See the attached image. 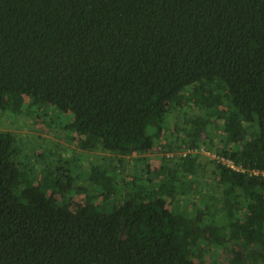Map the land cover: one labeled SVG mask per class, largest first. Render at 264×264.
I'll list each match as a JSON object with an SVG mask.
<instances>
[{
  "label": "trees",
  "instance_id": "obj_1",
  "mask_svg": "<svg viewBox=\"0 0 264 264\" xmlns=\"http://www.w3.org/2000/svg\"><path fill=\"white\" fill-rule=\"evenodd\" d=\"M44 105L75 147L0 131V264H264V0H0V111Z\"/></svg>",
  "mask_w": 264,
  "mask_h": 264
},
{
  "label": "rangeland",
  "instance_id": "obj_2",
  "mask_svg": "<svg viewBox=\"0 0 264 264\" xmlns=\"http://www.w3.org/2000/svg\"><path fill=\"white\" fill-rule=\"evenodd\" d=\"M34 108H37V105H35ZM22 114L23 115L18 114V112L15 110L0 111V131L11 133L18 139V146L20 147V150L22 151L23 155H34L36 154V152L40 153L41 151V154L44 156L40 161L41 164L48 165V167H50L51 164L54 163V157L51 156L52 148L53 145L57 146V144H54V142H58L67 147H70L71 149H74V145H68L69 141L65 140V136L67 135L73 137L74 139H77V135L74 134L72 131L70 133L66 132V130H63L62 128V126L66 127L68 125V120H66L67 115H62V117L58 119L57 126V124L54 125L51 121H48L49 119L58 118V113H56V110L52 106L44 105L42 109H34L30 113V115H28L29 113ZM68 117L72 119L71 115ZM80 137L81 139L88 138L86 135H81ZM79 149H81L80 151H87L88 153L93 154L96 158V161L100 159L98 158L99 156L104 155L101 151H98L97 149L88 151L79 147L77 150ZM64 151L65 150L62 147L60 151L53 152V154L55 156L61 157L63 154H65ZM71 154L72 152L68 150L67 155ZM203 154L205 155L208 153L204 151ZM164 155V151L161 148L159 151L157 150L155 153H153L150 157H163ZM130 158L133 159L131 156L127 159L130 161ZM78 160H81L80 163H83V159L81 157H78ZM65 163H69L68 158L65 160ZM128 168L130 169L132 167L129 166ZM125 169H127V167ZM70 170H72L73 175L81 174L79 172L80 169L75 168V166L73 165L70 167ZM85 201L86 195L81 192H79L76 197H73L71 199L73 205H79ZM204 223H209L208 217L207 220L204 221ZM216 223H218L217 220ZM231 254L232 253H229V251L227 252L223 250L218 253V249L214 247L213 251L206 254L205 261L206 264H211L214 261H227Z\"/></svg>",
  "mask_w": 264,
  "mask_h": 264
},
{
  "label": "built area",
  "instance_id": "obj_3",
  "mask_svg": "<svg viewBox=\"0 0 264 264\" xmlns=\"http://www.w3.org/2000/svg\"><path fill=\"white\" fill-rule=\"evenodd\" d=\"M231 167H233L234 169H236V168L234 167V165H233V166H231Z\"/></svg>",
  "mask_w": 264,
  "mask_h": 264
}]
</instances>
